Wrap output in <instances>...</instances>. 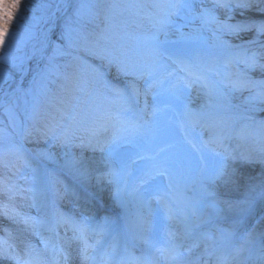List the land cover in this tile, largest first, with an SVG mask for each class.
I'll list each match as a JSON object with an SVG mask.
<instances>
[{
  "label": "snow or ice",
  "instance_id": "1",
  "mask_svg": "<svg viewBox=\"0 0 264 264\" xmlns=\"http://www.w3.org/2000/svg\"><path fill=\"white\" fill-rule=\"evenodd\" d=\"M61 4L63 9L58 6L57 11H62L64 18L59 31H54L55 25L49 28L44 33L40 46L33 47L29 57L37 60L29 87L25 89L22 81L17 83L8 73H0V93L7 97L32 95L31 110L26 111L25 122L17 134L21 141L68 149L63 153V163L59 167L76 183L69 184L58 175L45 173V189L51 188L54 199L51 203H38L34 189L22 186L19 181L27 182L29 176L35 180V174L39 170L33 167L34 159L59 163L56 154L39 146L27 149L22 142H14L12 133L0 129V170H3L0 174V264H87L89 261L95 264L97 255H110L101 253L93 244H89V239H93L98 245L100 241L97 237L103 233L104 225L115 223L120 218L124 207L121 193L126 188L121 186L120 177L125 173V167L121 166L119 170L115 167L111 144L105 146L99 137L109 130V125L116 128L113 141L121 130L142 127L141 121L145 117L155 116L159 111L157 101L161 88L178 101L194 86L205 89L210 98L223 97L227 100V94L221 87L223 80L211 78L221 75L215 67L202 62L199 57L195 63H190L179 55L169 53L164 47L165 44L176 43L167 38L160 40V33L167 37L166 30L172 23L173 15L181 16L188 23L198 20L202 27L215 26L214 36L218 42L216 46L232 50L228 53L226 63L244 66V71L235 73L236 78L229 80L227 87L231 91H250L252 94L248 97L249 102H264V0H212V8L205 6V0H153L151 6L160 10V15L155 20L159 27L145 46V57L136 63L97 51L83 26H80L85 10L90 9L91 5L83 0L76 5H73L72 0H61ZM20 6L21 0H0V49L6 55H11V50L15 48L14 41H26L33 35L31 29L12 31ZM41 7L47 8L49 5ZM215 9L227 10L224 21L219 20ZM32 19L35 20L36 17L33 16ZM179 34L183 40L185 33L180 31ZM219 34L231 36L236 42L223 40ZM80 53L107 60L109 69L118 81H104L110 93V97L105 99L116 105L117 110L102 113L92 126L84 129L86 134L82 136L77 135L80 130L76 112L79 103L77 98H74L77 102L70 106L71 111L57 105H50L49 109L42 110L38 98L39 95L49 94L55 97L57 92L53 91L54 87L64 89L63 84L57 85V80L51 77L68 81L71 75L69 70L77 62H82ZM165 60L183 65L180 71L184 74L178 75L171 70L162 77L159 69L165 66ZM41 63L43 67H40ZM13 66L21 69L23 61ZM149 96L152 97V104L149 103ZM211 104L210 99L209 105ZM228 107L232 105L229 103ZM183 109L186 122L193 126L200 125L209 132V140L203 143L205 147L213 146L211 151L217 158L213 167L199 178L204 199L197 203L211 207L216 215L222 211L221 205L228 209L243 205L240 211L244 213H250L257 203L264 206V146L259 149L258 156L239 152V144L235 148L230 147L234 139L252 135L255 128L249 130L246 127L237 131L228 121L209 120L203 110H194L187 103L183 104ZM256 127L262 133L260 141L264 143V121H257ZM72 148L98 150L101 156L86 161L82 155L74 154ZM21 168L24 171L21 172ZM17 173L19 177L14 180ZM165 174L163 169H157L154 173L147 171L141 177L139 186L143 187L157 176ZM57 183L62 185L63 191L56 187ZM106 186H111L114 215H104L101 224L96 222L93 213L99 214V202L104 199ZM171 187L168 183L163 186L162 191H170ZM241 192L244 194L242 200L230 197L232 193ZM28 193L32 195L28 196ZM41 194L44 195L45 191L42 190ZM65 197H68L70 207L62 210L58 201ZM18 199H31L30 207L35 208L38 216L21 212L17 206ZM153 199L164 210V218L182 224L184 232L178 234L165 226L166 239L163 244L154 238L140 235L139 238L148 247V253L134 258L136 264H153L156 253L160 254L166 264H195L190 254L193 248L199 246V240L206 238L208 233L194 234L188 214L171 207L163 195L157 194ZM196 214L194 209L192 215ZM138 223L148 225L145 231H151V222L146 218L138 217ZM260 234L264 235V222L260 224ZM178 235L182 239H190L191 243H177ZM32 237H37L38 240L34 242ZM252 259L253 264L255 261L264 264V245L255 250ZM118 264L127 262L122 259Z\"/></svg>",
  "mask_w": 264,
  "mask_h": 264
},
{
  "label": "rangeland",
  "instance_id": "2",
  "mask_svg": "<svg viewBox=\"0 0 264 264\" xmlns=\"http://www.w3.org/2000/svg\"><path fill=\"white\" fill-rule=\"evenodd\" d=\"M60 1L21 0V6L17 11L16 23L13 24L12 31L18 32L24 29H31L33 35L26 41H14L15 48L11 50V55H6L5 51L0 49V73H8L15 82L19 81L20 75L22 73L24 74L27 56L29 55L32 44L38 39L44 27V30L47 31L55 25L54 31H59V26L63 23L64 13L61 11L53 18V12ZM79 2L80 0H72L73 5ZM83 2L91 5V7L85 10L80 20V26H83L90 40L95 44L97 51L126 59L132 63L139 62L145 57V46L150 42L151 37L157 32L159 27L155 23V20L160 15V10L151 6L153 0H83ZM41 5H49V7L42 8ZM205 6L212 8V0H205ZM214 11L220 21L226 19V9H215ZM69 12H71V9H69ZM33 16L36 17L35 20L32 19ZM171 20L172 23L166 30L167 37H165L164 33H160V40L163 41L167 38L176 43L165 44L164 47L167 48L169 53L179 55L182 59L190 63H195L197 57H199L202 62H206L215 67L221 75L212 76L211 78L213 80H223L221 87L227 94V100L223 97L210 98L206 95L205 89L194 86L192 89L187 90L178 101L170 97L165 89L161 88L157 101L159 111L155 116L145 117V120L141 121L142 127L128 129L126 131L121 130L116 134L115 140L113 141V132L116 131V128L109 125V130L103 133L99 137V140L105 146L111 144V147H113L115 167L118 170L121 166L125 167V173L120 177L121 186H126L125 190L121 193L124 205L121 212L131 214L134 221L133 225L139 231L140 228L138 227L140 223H138V217H144L149 220L155 208L161 213L160 217L163 216V209L157 200L153 199L157 195V193L151 190L153 182L143 187L139 186L140 179L145 174L144 168H148V166L142 168L140 165L141 163H149L145 162V156H139V154L142 155L143 153L139 152L135 147V143L142 147L149 146L150 150L152 149L158 154L159 162L161 163V160L165 161V168H169L168 171L170 177H172V181L170 182L172 187L163 196L171 207L180 211H182V208H185V213L190 214L192 216L191 218H194L200 215V211L196 208L199 206V208L203 209L201 211H205L201 214L200 222L220 217L227 221L224 226L221 225V230L224 227L232 233L234 230L243 231L248 227L246 239L243 242L246 240L253 241L258 238L254 244L247 248V244L244 245L245 247L242 245L239 246L236 252L237 254L226 256L225 253H211L210 257L220 255L226 264H253V259L247 260L248 257H253L255 250L261 245H264V235L260 234V224L264 222V210H262L264 206L257 203L250 213H244L240 211L244 207L243 205L235 209H228L221 205L222 211L219 215H216L211 207L197 203L204 199V195L200 189L199 178L203 173L213 167L217 158L211 151L213 146L209 145L205 147L203 143L209 140V132L200 125L193 126L186 122L183 116V104L187 103L190 108L197 111L203 110L206 118L209 120H226L237 131L246 127L249 130L255 128L252 135L239 140L234 139L230 147L235 148L239 144V152L258 156L260 155L259 149L264 146V143L260 141L262 133L256 127V122L264 121V102H249L248 97L252 94L250 91H231L227 87L229 80L236 78L235 73L244 71V66L242 64L226 63L228 53L232 50L216 46L218 42L214 36L215 26L210 28L202 27L198 20L188 23L178 15H173ZM17 25H20V27L18 28ZM178 28L179 31H177ZM180 31L185 33L183 40L180 39ZM219 35H221L223 40H227L230 43L236 42L235 38L231 36ZM39 46L40 44H38ZM80 56L82 62H77L69 70L71 75L68 81L57 79L55 76L51 77V79L57 80V85L63 84L64 89L58 90L54 87L53 91L57 92L55 97H51V94H49V96L39 95L38 98L42 110L49 109L50 105H57L63 107L66 111H71V104L76 103L78 99L79 103L76 112L78 113L77 121L80 130L77 132V135L82 136L86 134L84 129L92 126L95 119L102 113L117 110L116 105L109 99H105V97H110V93L104 81L105 79L112 83H118V81L115 79L113 71L109 69L107 60H101L85 53H80ZM87 59L99 61L103 69L94 70L90 63L91 61L88 60V63L85 61ZM22 61L23 67L21 69L18 70L17 67L13 66L14 64H21ZM163 64L165 66L159 69L162 77L166 76L167 71L171 70L176 71L178 75L184 74L180 71L183 65L172 64L171 61L167 60ZM30 66L29 73L22 84L25 89L29 87V81L32 79L37 67V60L35 58H33ZM40 67H43V63L40 64ZM101 73H103V76ZM139 83L142 84V82ZM3 96V93H0V102ZM6 99L9 101L8 98ZM210 99L212 101L211 106L209 105ZM148 100L150 104L153 103L151 96L148 97ZM62 101L63 103H61ZM32 103V95H17L14 96L7 106L0 105V129H6L8 133H12L14 142H22L27 149H34L39 146L53 153L58 149V156L56 158L59 163L34 159L33 167L39 170L35 174V180L33 181L32 177L29 176L27 182L24 180L19 181L22 186L34 189L38 197V203H48L40 192L41 190H48L42 184L45 177L43 176L41 168L44 164L49 167H55V169L58 168L64 172L59 167V164L63 163V153L69 150L52 146L51 144L37 145L30 141L20 140L17 133L19 132L20 126L24 124L26 111L31 110ZM229 103L232 107H228ZM182 119L185 123L182 122ZM185 127L192 140H194L193 142L199 147L198 150L185 141L184 132H182L183 135H180L179 128L183 131ZM148 134L153 143V145L151 143V146L145 144ZM172 142H175V144L173 145ZM86 149L88 148H72L71 151L77 156L82 155L84 157ZM93 153L101 156L99 151ZM2 171L0 170V174H2ZM20 171L22 172L24 170L21 168ZM250 171L255 172L257 170L250 169ZM53 174L57 175L55 173ZM58 176L60 177L62 175ZM18 177L19 173L13 179H18ZM56 187L63 191L61 184L57 183ZM110 189L111 186L105 187L103 200L105 207L113 208ZM27 195L31 196L32 193H28ZM135 197L140 198V201L142 200L141 206L132 202ZM230 197L234 200H242L244 199V194L243 192L232 193ZM65 198L68 199V197ZM31 204V199L17 200V206L21 212L38 216L35 208L30 207ZM194 209L197 212L196 215H192ZM93 215H96V213H93ZM189 221L193 222L191 219ZM160 225L161 222L157 226L160 227ZM191 230L195 234L194 229ZM203 232L208 233L206 238H201L198 242L202 245L203 254L208 253L210 248L216 244H221L225 241L224 239L208 237L209 230ZM231 233L226 232L228 240L235 236V233ZM228 244L231 247H235L233 241H229ZM255 264H261V262L255 261Z\"/></svg>",
  "mask_w": 264,
  "mask_h": 264
},
{
  "label": "bare ground",
  "instance_id": "3",
  "mask_svg": "<svg viewBox=\"0 0 264 264\" xmlns=\"http://www.w3.org/2000/svg\"><path fill=\"white\" fill-rule=\"evenodd\" d=\"M62 7V5H61V1L59 2V4L56 6V8H55V11L53 12V18H55L56 16H57V7ZM44 29H45V27H44ZM43 29V30H44ZM48 29V28H47ZM41 31V34L39 35V37H38V39L37 40H35V42L32 44V47H31V50H30V52H29V55L32 53V50H33V47H37L38 48V44H40L41 43V41L43 40V38H44V33L46 32L45 30L44 31ZM29 57V56H28ZM29 63V65L31 64V62L29 61L28 62ZM27 71H28V68H27ZM20 77H21V75H20ZM6 98H8L7 96H5L4 97V100H6ZM113 148V147H112ZM113 150V149H112ZM98 151V150H97ZM93 152H95V151H93V150H91L90 148H88V149H86L85 150V153H84V158L86 159V161L87 160H89V159H92V158H99L100 157V155H98V154H95V153H93ZM55 154H56V156H58V149H56L55 150ZM64 201H65V199H64ZM66 203H67V201H65ZM132 202H134L135 204H138V206H141L142 205V200L140 201V198H138V197H135V198H133V201Z\"/></svg>",
  "mask_w": 264,
  "mask_h": 264
}]
</instances>
